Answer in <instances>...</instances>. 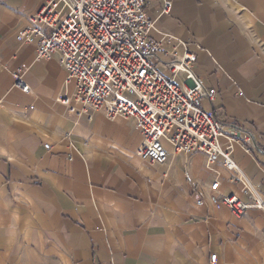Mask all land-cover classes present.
I'll return each mask as SVG.
<instances>
[{"label":"crops","instance_id":"1","mask_svg":"<svg viewBox=\"0 0 264 264\" xmlns=\"http://www.w3.org/2000/svg\"><path fill=\"white\" fill-rule=\"evenodd\" d=\"M44 1L0 0V264H264V212L236 217L211 200L247 201L220 161L166 144L168 160L149 163L132 119L71 111L74 83L56 58L38 61L15 39ZM167 1V15L162 0L147 3L148 36L195 54V74L216 91L202 108L264 193V0ZM21 65L27 94L13 77Z\"/></svg>","mask_w":264,"mask_h":264},{"label":"built area","instance_id":"2","mask_svg":"<svg viewBox=\"0 0 264 264\" xmlns=\"http://www.w3.org/2000/svg\"><path fill=\"white\" fill-rule=\"evenodd\" d=\"M148 2L45 0L27 16V25L15 39L21 45H33L38 61L56 58L66 83H74L71 111L78 116L91 120L93 114L101 113L109 120L132 119L142 135L138 155L149 163L168 160L166 144L171 154L201 153L208 165L220 161L243 181L247 201L235 195H213L212 202L236 217L250 209L264 212V193L247 181L229 148L221 144L224 134L219 119L202 108V100L214 101L216 91L195 74L196 56L184 42L169 37L167 45L148 36L153 27L145 12ZM170 9V2L162 0L161 13L167 15ZM160 62L166 73L159 69ZM26 70L21 65L13 72L16 86L25 94L29 93L23 80ZM250 140L246 134L240 139ZM217 186L213 183L211 191ZM215 261L216 255H211L210 262Z\"/></svg>","mask_w":264,"mask_h":264},{"label":"rangeland","instance_id":"3","mask_svg":"<svg viewBox=\"0 0 264 264\" xmlns=\"http://www.w3.org/2000/svg\"><path fill=\"white\" fill-rule=\"evenodd\" d=\"M55 264H57V263H55Z\"/></svg>","mask_w":264,"mask_h":264}]
</instances>
